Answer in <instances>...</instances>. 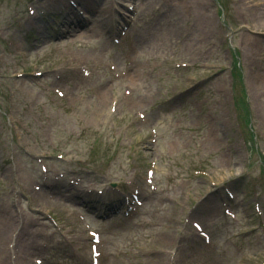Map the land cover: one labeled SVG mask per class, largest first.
<instances>
[{
  "label": "rangeland",
  "instance_id": "1",
  "mask_svg": "<svg viewBox=\"0 0 264 264\" xmlns=\"http://www.w3.org/2000/svg\"><path fill=\"white\" fill-rule=\"evenodd\" d=\"M73 1L86 13L91 12L88 7L102 8L101 13L108 14L112 20L105 31L95 27L85 37L92 42L86 47H74L70 42L74 38L61 34L59 39L60 31H54L64 9L77 16L66 0L55 5L51 0H0V37L18 48V53H14L13 47L2 46L0 52L3 55L0 102L6 110L5 113L4 108L0 109V140H3L0 229L7 232L0 252L1 264H7L4 255L13 222L17 219L22 224L25 213L31 218L30 229L40 228L34 240H43L41 212L58 215L68 240L64 244L55 243L57 239L46 241L49 248L39 253L49 256L60 248L55 264L70 261L87 264L85 257L76 252L86 235L74 212L61 205L48 208L44 200L47 193H33L25 185L26 175L39 183L32 152L44 155L60 152L67 163L52 162L53 169L66 171L67 178L72 177L73 181L81 180L82 190L77 196L86 204L80 206L93 213L87 217L91 227L101 230L109 243L105 264H167L168 256L157 252L172 251L176 242L181 248L174 264L208 260L210 256L202 247L201 238L187 221L191 219L211 236L209 249L214 255L210 264H260L264 259V242L259 233L239 236L243 222L226 224L221 203L228 202L226 192L237 196L241 201L234 208L254 227L258 223L251 213L253 203L260 205L264 215V0H138L135 3L137 6L144 1L151 3L150 9L147 4L139 8L136 20L139 48L133 68L143 73L141 82L136 80L133 98L139 102L145 90L151 94L142 107L148 112L149 120L144 127L125 107L115 115L105 109L101 118L92 114L97 94L103 96L110 87L112 90L105 95L110 100L118 99L124 86L123 82L112 81L105 64L113 61L122 65L123 50L108 46L110 38L117 35L113 31L119 20L116 9L123 10L120 5L127 4V0ZM26 4L36 11L35 17L28 18ZM44 9L48 11L38 19ZM231 30L236 32L227 38ZM94 32L101 35L95 36ZM80 54H85L87 59L106 61L100 64L95 76L85 80L75 69L71 70L75 63L54 68L57 72L41 81L15 77L24 70L31 73V63L39 64L41 70L49 69L61 56L71 58ZM24 58L30 60L22 62ZM175 63H189L192 68L174 70ZM234 65L240 71L249 109L244 111V103L241 106V101L238 102V118L231 99L233 91L237 99L240 97V87L237 82L234 84L232 75ZM52 86L71 96L68 104L53 102L44 93V87ZM7 87L15 95L14 101L11 96L7 101ZM179 91L185 92L178 95ZM172 95L174 101L162 107V101ZM27 102L32 104L30 111L25 109ZM15 121H20L21 127L16 128ZM45 129L52 134L55 151L46 147ZM150 129L157 132L154 145L148 142ZM152 161L156 162L159 194L155 199L145 198L151 222L144 231L124 222L120 216L98 215L100 207L108 201L98 196L96 202L90 203L92 197L87 199L85 188L92 183L101 189L109 182L128 181L132 165L142 173ZM15 163L19 166L14 167ZM75 172L78 176H73ZM196 172L205 176L194 175ZM18 189L22 192L17 193ZM5 206L13 209L16 218L6 219L2 211ZM194 208L190 216L188 210Z\"/></svg>",
  "mask_w": 264,
  "mask_h": 264
},
{
  "label": "bare ground",
  "instance_id": "2",
  "mask_svg": "<svg viewBox=\"0 0 264 264\" xmlns=\"http://www.w3.org/2000/svg\"><path fill=\"white\" fill-rule=\"evenodd\" d=\"M88 9H90V11L91 12H93V13H95V11H96V13L97 12H100V14L99 15H96L97 16V18H95V20H97V21H100V22H104V21H106L105 19H106V16H107V14L106 13H104V12H102L101 13V11L103 10V9H99V8H96V9H94L93 8V6L92 7H88ZM70 14H72V12L69 10V9H67V10H65V14H64V16H63V19H64V21H65V23H68L69 21H68V18H69V15ZM111 21H108L107 22V25L110 23ZM105 23L106 22H104V23H102L103 24V26H102V29H104V26H105ZM106 25V26H107ZM87 35V33H85V32H82V33H80L79 35H78V37L79 38H84L85 36ZM94 35L95 36H97V35H99V32H94ZM133 73V77L134 78H138L139 76L137 75V74H135L134 75V72H132ZM108 92H110L111 90H112V88H108V89H106ZM107 91H105V92H107ZM107 92V93H108ZM107 93H105V94H107ZM105 94H103V96H102V94L98 97V99H97V101H95V102H93V112H92V114H93V116H96V117H99V118H101L102 117V115L104 114V110L105 109H109V105H110V97H107L108 95H105ZM144 100H145V98H143ZM4 211L5 212H7L8 210L7 209H4ZM6 231H4L2 228L0 229V252H1V250H2V248H3V240H5V238H6ZM2 263V261H1V258H0V264Z\"/></svg>",
  "mask_w": 264,
  "mask_h": 264
}]
</instances>
